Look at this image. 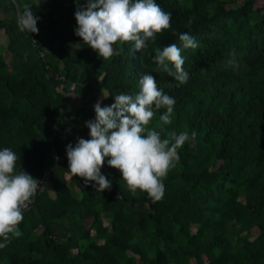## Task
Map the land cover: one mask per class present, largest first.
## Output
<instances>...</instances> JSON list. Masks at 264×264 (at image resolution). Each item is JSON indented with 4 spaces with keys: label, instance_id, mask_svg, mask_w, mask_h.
Wrapping results in <instances>:
<instances>
[{
    "label": "trees",
    "instance_id": "obj_1",
    "mask_svg": "<svg viewBox=\"0 0 264 264\" xmlns=\"http://www.w3.org/2000/svg\"><path fill=\"white\" fill-rule=\"evenodd\" d=\"M156 2L171 13V28L141 51L117 45L103 61L75 34L76 0H17L20 14L28 5L40 18L38 34L20 30L8 10L17 11L15 0H0L9 39L0 52V150L20 158L17 172L50 174L24 212L21 236L0 238V264H264V0ZM182 33L198 47L184 49ZM58 34L66 41L54 45ZM171 44L189 73L182 85L154 61V49ZM146 73L175 99L172 123L162 124V108L148 128L162 139L190 137L157 202L133 196L107 161L101 172L111 190L96 191L70 174L66 154L78 137L90 139L86 122L103 93L102 106L135 96Z\"/></svg>",
    "mask_w": 264,
    "mask_h": 264
},
{
    "label": "clouds",
    "instance_id": "obj_2",
    "mask_svg": "<svg viewBox=\"0 0 264 264\" xmlns=\"http://www.w3.org/2000/svg\"><path fill=\"white\" fill-rule=\"evenodd\" d=\"M76 3L75 34L103 61L117 54V45L134 43V51H141L148 47V41L155 44L157 35L171 28V13L156 0H86L84 6L80 5V0ZM39 19L25 5L17 22L21 31L38 34ZM179 40L184 49L198 47L188 33L179 34ZM154 51V61L160 70L178 84L188 81L189 73L183 67L185 60L180 47L171 44L163 49L156 47ZM107 98L103 93V98L94 105L95 119L86 122L90 139L78 137L74 146L71 143L66 146L70 174L82 178L85 185L95 182V190L103 193L112 187L101 172L107 161L108 166L121 172L133 196L139 190L153 202L160 201L165 194L164 180L179 162L178 150L190 137L186 131L179 134L170 131L168 138L162 139L160 132L148 126L155 111L162 108L166 112L160 116V121L164 125L171 124L175 99L158 88L151 73L140 77L135 96L117 94L113 104L102 106L103 99ZM195 135L192 132L191 138ZM18 159L12 149L0 150V238L6 242L10 235L21 236L19 225L24 220V212L40 188V180L24 169L17 172ZM5 246L0 243V248Z\"/></svg>",
    "mask_w": 264,
    "mask_h": 264
},
{
    "label": "rangeland",
    "instance_id": "obj_3",
    "mask_svg": "<svg viewBox=\"0 0 264 264\" xmlns=\"http://www.w3.org/2000/svg\"><path fill=\"white\" fill-rule=\"evenodd\" d=\"M8 10H9V12H10L11 14H14V13H17V14H18V12L16 11V9H14V8H12V7L8 8ZM5 15H6V13H5V11H4V8H3V7H0V17H3V16H5ZM40 23H42V22H40ZM60 28H61L62 31H64V30L66 29V26H60ZM57 37H58V38H57V40L54 42V43H55L54 45H58V44H61V43H63V42L66 41V37H65V35H59V34H58ZM67 37H68L67 40H70L69 35H68ZM8 42H9V39H8V37H7V34H6L4 31L0 32V52L3 51V49H5V48L8 46ZM5 51H6V50H5ZM100 97H102V95H101ZM73 99H74L77 103H78V102H81V100H82V98H81L80 96H77V95H75Z\"/></svg>",
    "mask_w": 264,
    "mask_h": 264
},
{
    "label": "built area",
    "instance_id": "obj_4",
    "mask_svg": "<svg viewBox=\"0 0 264 264\" xmlns=\"http://www.w3.org/2000/svg\"><path fill=\"white\" fill-rule=\"evenodd\" d=\"M71 124H72V122H71ZM68 127H71V125H68ZM62 139L63 140L67 139V135H65V134L62 135ZM49 175H50L49 172L48 171H45L44 174H43L42 179H38V180H40L39 181L40 188L38 190H43L45 188V186H46V180L49 178ZM33 202H34V199L32 198V202L29 204L28 208H30L32 206Z\"/></svg>",
    "mask_w": 264,
    "mask_h": 264
},
{
    "label": "water",
    "instance_id": "obj_5",
    "mask_svg": "<svg viewBox=\"0 0 264 264\" xmlns=\"http://www.w3.org/2000/svg\"><path fill=\"white\" fill-rule=\"evenodd\" d=\"M15 2H16V8H17V11H18V15L20 14V11H19V7H18V3H17V0H15Z\"/></svg>",
    "mask_w": 264,
    "mask_h": 264
}]
</instances>
